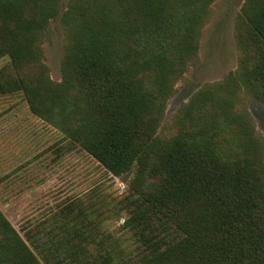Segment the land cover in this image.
Here are the masks:
<instances>
[{"label":"trees","instance_id":"16d2710c","mask_svg":"<svg viewBox=\"0 0 264 264\" xmlns=\"http://www.w3.org/2000/svg\"><path fill=\"white\" fill-rule=\"evenodd\" d=\"M214 1L68 0L55 81L41 45L62 0H0V95L22 93L112 176L132 172L117 210L148 249L135 264H264V141L242 104L245 93L264 105V0H243L236 16L237 67L158 131ZM78 213L60 236L25 239L0 209V264H43L34 247L47 264H114L111 249L91 252L107 236Z\"/></svg>","mask_w":264,"mask_h":264},{"label":"rangeland","instance_id":"374dc122","mask_svg":"<svg viewBox=\"0 0 264 264\" xmlns=\"http://www.w3.org/2000/svg\"><path fill=\"white\" fill-rule=\"evenodd\" d=\"M59 14L50 22L42 42L43 60L50 77L58 81L65 32ZM243 0H215L201 32L198 61L175 82L158 131L168 130L176 110L201 86L223 79L238 65L234 37L236 16ZM7 58L0 59V67ZM243 107L252 117L255 132L264 141V105L243 93ZM241 104V105H242ZM132 172L115 177L63 133L30 113L22 93L0 95V209L25 238L26 232L62 235V227L78 224L83 209L93 219L101 246L111 249L114 264H135L148 251L133 230L122 228L127 182ZM69 208L73 211L68 213ZM116 210V212H115ZM78 213L75 218L73 217ZM67 221V222H66ZM38 234V235H39ZM26 239V238H25ZM28 241V240H27ZM28 243L31 244L30 241ZM99 247L102 249L97 250ZM43 264L44 251L33 248Z\"/></svg>","mask_w":264,"mask_h":264}]
</instances>
